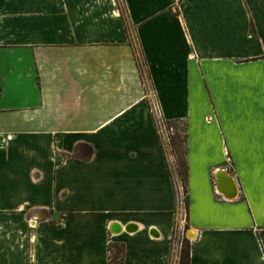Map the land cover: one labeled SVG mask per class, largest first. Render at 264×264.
Segmentation results:
<instances>
[{
	"label": "crops",
	"instance_id": "1",
	"mask_svg": "<svg viewBox=\"0 0 264 264\" xmlns=\"http://www.w3.org/2000/svg\"><path fill=\"white\" fill-rule=\"evenodd\" d=\"M175 225L189 264H264V0H0V264H178Z\"/></svg>",
	"mask_w": 264,
	"mask_h": 264
},
{
	"label": "rangeland",
	"instance_id": "2",
	"mask_svg": "<svg viewBox=\"0 0 264 264\" xmlns=\"http://www.w3.org/2000/svg\"><path fill=\"white\" fill-rule=\"evenodd\" d=\"M148 107L153 112H156L157 118L155 117V122L157 135L164 151V156L168 164V170L170 171L174 179L179 206L178 217L184 223L186 215V193L184 181V124L182 120L172 122L161 119L160 115H158L159 105L154 100L148 101ZM186 230L187 228L185 227V225L181 228H179L178 225H175L171 233L170 240L172 241V248H178L179 254L184 240L188 238V233H184ZM108 243L113 244V247L111 248L112 252L109 255L116 252L117 248H120L122 246V242L119 237L115 241L110 240L109 242H107V244ZM114 245H116V247H114ZM121 254V252L118 253L119 256Z\"/></svg>",
	"mask_w": 264,
	"mask_h": 264
},
{
	"label": "trees",
	"instance_id": "3",
	"mask_svg": "<svg viewBox=\"0 0 264 264\" xmlns=\"http://www.w3.org/2000/svg\"><path fill=\"white\" fill-rule=\"evenodd\" d=\"M184 181H186L185 159H184ZM185 193H186V184H185ZM112 247H113V244L111 243L107 244L108 264H121V258H122L123 249H124L123 243L120 248H117L116 252L109 255L112 252L111 251ZM114 247H116V245H114ZM188 248H189L188 242L187 240H184V243L182 244V248L180 250L178 264H189V249ZM119 252L122 253L120 256L118 255Z\"/></svg>",
	"mask_w": 264,
	"mask_h": 264
},
{
	"label": "water",
	"instance_id": "4",
	"mask_svg": "<svg viewBox=\"0 0 264 264\" xmlns=\"http://www.w3.org/2000/svg\"><path fill=\"white\" fill-rule=\"evenodd\" d=\"M117 224H118V223H117ZM114 226H116V223H115V222H113V223L111 224V227H110L111 231H112L113 233H119V232L116 231L117 228L114 227ZM136 229H137V226H136V224H134V223H129V224H126V225H125V231L130 232V231H134V230H136ZM152 231H153V230L151 229V232H152ZM187 237H189L188 234H187Z\"/></svg>",
	"mask_w": 264,
	"mask_h": 264
},
{
	"label": "bare ground",
	"instance_id": "5",
	"mask_svg": "<svg viewBox=\"0 0 264 264\" xmlns=\"http://www.w3.org/2000/svg\"><path fill=\"white\" fill-rule=\"evenodd\" d=\"M115 227L117 228V230H116L117 232L120 231V229H123V228H124V230H125V227H124V226L116 225ZM188 235H189V236H190V235H193L192 231H189V234H188Z\"/></svg>",
	"mask_w": 264,
	"mask_h": 264
},
{
	"label": "built area",
	"instance_id": "6",
	"mask_svg": "<svg viewBox=\"0 0 264 264\" xmlns=\"http://www.w3.org/2000/svg\"><path fill=\"white\" fill-rule=\"evenodd\" d=\"M158 113H160V110H158ZM159 115V114H158ZM162 119V118H161ZM9 138V136H6V137H4L1 141L2 142H5L7 139Z\"/></svg>",
	"mask_w": 264,
	"mask_h": 264
}]
</instances>
